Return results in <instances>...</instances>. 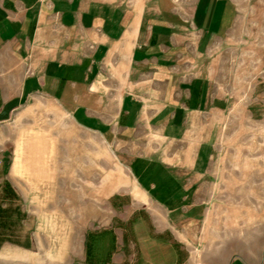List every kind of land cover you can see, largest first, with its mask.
Wrapping results in <instances>:
<instances>
[{
  "label": "rangeland",
  "instance_id": "1",
  "mask_svg": "<svg viewBox=\"0 0 264 264\" xmlns=\"http://www.w3.org/2000/svg\"><path fill=\"white\" fill-rule=\"evenodd\" d=\"M236 2L234 28L199 64V85L209 94L199 145L189 146L199 156L190 162L199 173L190 178L199 207L169 208L181 205L182 186H169L161 160L148 171L138 161L153 193L133 170L141 153L169 152L159 134L147 130L141 143L123 145L37 96L0 118V264H171L186 259V246L191 264L260 260L264 0Z\"/></svg>",
  "mask_w": 264,
  "mask_h": 264
},
{
  "label": "crops",
  "instance_id": "2",
  "mask_svg": "<svg viewBox=\"0 0 264 264\" xmlns=\"http://www.w3.org/2000/svg\"><path fill=\"white\" fill-rule=\"evenodd\" d=\"M236 1L0 0V118L46 95L123 145L155 132L169 152L164 147L161 158L145 151L133 159V170L153 193L156 184L147 187L138 161L149 163L148 171L161 160L173 179L169 186H182L181 205L169 208L199 207L190 181L199 175L190 163L199 156L189 148L199 145V116L209 98L199 85V64L234 28ZM180 145L185 149L178 151ZM164 192L172 200L174 190ZM185 250L186 259L171 264H191ZM222 264H264V253L256 263Z\"/></svg>",
  "mask_w": 264,
  "mask_h": 264
}]
</instances>
